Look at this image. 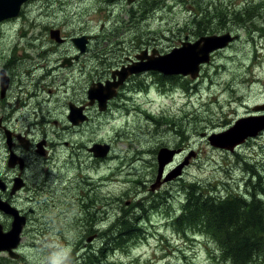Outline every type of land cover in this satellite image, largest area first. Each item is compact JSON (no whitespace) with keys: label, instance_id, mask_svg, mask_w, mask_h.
I'll list each match as a JSON object with an SVG mask.
<instances>
[{"label":"flooded vegetation","instance_id":"flooded-vegetation-1","mask_svg":"<svg viewBox=\"0 0 264 264\" xmlns=\"http://www.w3.org/2000/svg\"><path fill=\"white\" fill-rule=\"evenodd\" d=\"M88 1L99 7L96 12L102 9L98 30L96 25L83 29L78 24L81 22V11L77 12V23L72 19V7L82 10L81 7L87 6ZM254 3L264 7V0H135L131 3L127 0H25L16 16L1 20L0 199L15 208L19 216L25 217L23 231L31 227L32 236L35 234L40 237L37 233H41L40 225L48 229L61 221L57 213H49L50 208L63 206L61 215L66 217L62 219H68L69 227L78 228L81 233L76 235L70 230V235L76 237L70 236L73 242L65 234L55 243L48 241L54 248H61L58 247L59 242L64 241L63 248H77L76 252L85 256L93 249L114 246L118 226L130 218L147 237V221L155 208L166 203L169 187L174 182L166 181L171 175L170 171L187 156L183 155L187 150L185 138L175 144L180 151L167 143L157 151L156 158L155 155L151 158V151L148 150L146 155H149L147 159L150 165L134 179H130L129 175L135 172L126 170V167L133 166L140 158L139 154L144 155L145 152L143 148L134 150L129 145L117 147L115 140H129V132L124 124L130 121L133 113H142L149 121H155L154 125L160 132L167 125V115L154 116V110H146L140 99L149 101L152 89L163 100L174 97L177 89H184V85L189 90L197 89L201 79L210 76L209 69L221 68L233 58L232 47L235 42L213 51L210 61L200 65V73L196 78L183 74L168 75L142 67L152 58L166 55L182 46L183 42L193 43L201 37L230 32L238 41L241 35L232 26L231 13L237 11L235 16L239 18L244 8ZM174 8L178 9V19L175 20L177 16H174L170 21L175 20V25L167 27L165 31L154 30L152 20L158 18L157 15L169 20L166 14ZM124 14H127V19L121 17ZM21 20L28 23L29 31L24 29V24L20 25L19 31L2 30L8 24L18 26ZM258 21V25L263 28L264 18L258 17ZM200 27H203L201 32L195 30ZM253 32L258 33L260 44L264 46L261 28L257 27ZM81 44H85L84 49H81ZM257 52H254L251 66L241 60L239 67L251 74V70L257 66ZM236 56L239 57L238 54ZM136 63H140V69L125 76L123 70ZM169 76L177 82H169L166 79ZM92 87L114 95L101 103L98 98L90 96ZM227 87L230 94L235 89L231 84ZM237 96L239 100L235 103L244 104V110L239 111L234 107L232 112L235 119H227L222 124H215L207 118L206 132L229 129L242 117L264 116V91L249 102L241 94L237 93ZM190 117L192 124L202 119L194 113ZM118 118L123 119L121 126L116 123ZM170 120L175 122L173 118ZM109 123L116 128V136L100 135L99 126ZM168 129L172 135L178 132L173 128ZM196 134L188 133L194 137ZM88 138L90 141L86 142ZM95 144L107 145L105 156L95 155L92 151ZM239 144L233 149L213 148L225 154L228 164L239 163L230 165L227 178L238 183L240 189L227 192L214 190L213 193L220 199L231 196V200L242 199L248 203L256 198L264 201L261 190L264 158L259 153V150L264 149V130ZM76 148L87 150L89 164L82 161ZM161 149L168 151L164 155L167 164L159 176ZM195 149L193 155L201 160V148L195 146ZM247 150L249 153L246 157L243 151ZM114 160L122 164L113 166L111 162ZM105 164L107 168L104 170ZM189 167L176 178L181 190ZM247 172H250L252 179H247ZM120 174H124L125 179L116 181ZM105 184L117 185L115 190L109 191L111 195H99L103 192L99 187ZM59 198L62 201L57 204L55 201ZM104 200H107L105 204ZM183 203L182 199L181 206ZM144 207L149 210L145 215L142 211H135L143 210ZM43 210L45 213H42ZM181 211V207L175 209L174 213L166 211V223L175 228ZM135 215L144 218L142 224L136 221ZM13 220L11 213L5 208L0 209V224L4 231L11 229ZM16 250L21 253L20 259L25 258L21 261L26 260L22 243ZM0 254L13 258L8 251H0ZM75 261L64 257L56 264Z\"/></svg>","mask_w":264,"mask_h":264},{"label":"rangeland","instance_id":"rangeland-1","mask_svg":"<svg viewBox=\"0 0 264 264\" xmlns=\"http://www.w3.org/2000/svg\"><path fill=\"white\" fill-rule=\"evenodd\" d=\"M103 3L106 4L105 1ZM122 7L123 6H121L120 9ZM81 8L82 10H79L80 8L78 7H72L73 21L76 23L79 21L77 18V12L81 11V22L78 24L83 29H88V26L94 27L96 25L95 28L98 30V26L101 24L100 10L102 9H99L96 12V9L99 7L95 6V3L90 1H88L87 6H82ZM117 11H119V9H117ZM236 12L237 11L231 13L232 26L241 36H239L240 39L238 38V41H236V38L233 40L235 42L232 47L233 58L228 60L227 65L225 63L221 68L216 67L209 69L208 73L210 76L204 80L201 79L200 85L197 89L193 88L187 92L185 89L176 88L177 91L174 97H167L165 100H163V98L152 89L149 101L146 99H140V102H142L145 108H147L146 110H154V112H152L154 116L160 114L167 115L165 118L167 125L161 128L159 132L154 125L155 121H149L148 117L142 113H133L131 114L130 121L124 124L127 126L126 130L129 132L127 133V138L129 140L126 142L115 140L117 142V147L125 148V146L129 145V147L134 150L143 148V151L145 152L144 155L142 153L139 154L140 158L133 164V166L126 167V170H133L135 172L134 174L129 175L130 179L139 177L149 167L150 163L147 159L149 158V155H146L148 150L151 151V158H153L154 155L156 158L157 151L160 147L168 143L178 149L175 144L185 138L187 150L184 151L183 155L187 156L170 171L171 175L166 181L169 183L174 180V182L169 187L170 193L167 196L166 203L155 208L151 213L150 219L147 221V237L139 240L128 250H117L110 254L108 253V262H105L104 264H220L217 260L219 258L215 250L216 246L208 236L193 232L185 235L181 234L177 232L172 225L166 223L165 215L167 214L166 211L174 213L175 209L178 210L181 207L182 199L186 195L184 189L181 190L180 182L176 178L181 176L180 173L182 169L189 166L183 182L199 183L208 186L209 189H212V186H214L215 190H221L224 192L240 189L238 183L227 178V172L230 169V165L239 163L231 162L228 164L225 154L214 150L213 145H210L209 142L207 143L205 141V136L207 134L205 128H207L208 124L206 123L207 118L215 124H222L227 119L233 121L235 119L232 112L234 107H237L239 111H243L245 106L244 104L235 103L239 100L237 93L241 94L245 101H250L259 97L261 91H264V46L260 44L258 33L253 32L255 28H249L252 22H249L244 26L235 22L234 16ZM177 13V8L168 11L166 15L169 20L157 15L158 18L151 22L152 26H154V30L165 31L167 27L174 26L176 23L175 20L178 19ZM174 16H177L175 20L173 19L174 21H170V18H173ZM121 17L124 19L128 18L127 14H124ZM252 21L259 24L258 17H254ZM21 24H24V29H26V31L30 30L28 28V23L26 21L23 22V20L18 23V26L8 24L7 26H3L2 30L7 29L8 32L19 31ZM201 39L202 38H199L198 40ZM255 51H258L257 54L259 57L255 64L257 66L251 70L252 72L250 74L247 69L243 67L240 68L239 63L241 60H244L246 63H249V66H251V59L253 57L255 58ZM236 54H238L239 57H237ZM221 56H218V58H221ZM254 75L257 76L256 79L253 78ZM258 79L261 81L256 82ZM228 84H231V87H235L231 94L227 89ZM186 113H188V115H186ZM191 113L199 114L202 117L200 122L192 124L190 117ZM170 118H173L175 122H172ZM203 118H205V120H203ZM122 120V118H118L116 123L121 126V124H123ZM168 128L175 129L178 131L177 134H169ZM210 128H213V126H210ZM115 130L116 128L110 123L109 125L104 124L99 126L100 135L116 136ZM157 132L159 133L156 134ZM190 132H196L199 136L197 134L195 137L193 135H188ZM256 135H250L248 137ZM118 136L120 137V135ZM202 137L205 140L202 139ZM89 141L90 138H88L86 142ZM239 143L241 142H238L235 146L240 145ZM195 146L201 148V160H197L196 155H193L194 151L196 153V149L194 150ZM226 148L230 149L232 148V145L229 144ZM153 150L155 152H153ZM178 150L180 151V149ZM76 151L80 154L82 161H86V163L89 164L90 158L87 150L85 148H76ZM247 151H243V155L246 157ZM259 153L261 157L264 158V149L259 150ZM186 158H188V161H186ZM111 164L113 166L119 164L120 166L122 163H118L114 160ZM182 164L185 165L181 169H178ZM106 168L107 165L105 164L103 169L105 170ZM174 169L176 170L173 172ZM124 179V174H120L119 177L116 178V181H123ZM135 185L138 186V184ZM116 186L117 185L115 184H105L102 188L99 187V189H103V192L99 193V195H111L109 191L115 190ZM61 201L62 198H59L56 199L55 202L59 204ZM106 202L107 200L103 201L104 204ZM63 208V206H60L59 208H50L49 213H57L60 216L61 221L60 223L56 222L55 224H52L48 229L44 228L43 224L40 225L39 229H41L42 234L37 232L40 237L33 234L35 238L34 241L31 227H28L27 231H23L24 237L22 239V248L26 261H28L26 264H54L55 259L59 258L62 260L63 256H66L67 250H65V247H62L64 241H61L58 246L61 248H57L59 250L57 251L58 253L55 251L53 255L54 257L52 259L54 262L48 261V256L53 248V245H49L48 241L50 243H55L59 237H62L65 234L67 239L73 242L74 240L71 239L70 236L74 235H70V230H73L72 232L76 235L81 233L80 229L69 227L68 219H62L66 217V215H61ZM42 213H45V211L43 210ZM61 252H63V256H61Z\"/></svg>","mask_w":264,"mask_h":264},{"label":"trees","instance_id":"trees-1","mask_svg":"<svg viewBox=\"0 0 264 264\" xmlns=\"http://www.w3.org/2000/svg\"><path fill=\"white\" fill-rule=\"evenodd\" d=\"M244 9L245 11L240 14L239 18L234 16L235 22L243 25L252 22L251 27H259L264 32V27L252 21L254 17L264 18V7L254 3L248 4ZM195 30L201 32L203 27ZM166 79L172 83L177 82L170 76ZM184 87L186 91H189L188 86L184 85ZM182 186L186 196L183 198L182 211L175 224L174 229L177 232L184 235L193 232L208 236L216 246L215 250L219 258L217 260L220 264H264V201L256 198L248 203L242 199L231 200L229 198L231 196L220 199L213 193L214 186L209 189L208 186L199 183L183 182ZM261 190H263L264 197V187ZM135 211H142L145 215L149 210L144 207L143 210L135 209ZM135 216L139 219L136 218V221L142 224L144 218ZM130 219L122 221L123 224L121 222L122 225L118 226L114 246L93 249L89 254L82 256V264H104L108 262L107 254L114 249L128 250L143 236L145 237ZM76 250L77 248L71 256L76 261L70 264H81V261L76 259ZM22 259L18 260L0 254V264H26L28 262L21 261Z\"/></svg>","mask_w":264,"mask_h":264},{"label":"water","instance_id":"water-1","mask_svg":"<svg viewBox=\"0 0 264 264\" xmlns=\"http://www.w3.org/2000/svg\"><path fill=\"white\" fill-rule=\"evenodd\" d=\"M24 1L25 0H0V21L16 16L19 13L21 4ZM127 1L131 3L135 0ZM235 38L236 36H233L232 33L228 32L225 34L202 37L201 40L196 41L197 43L183 42L182 46L174 48L166 55H162L158 58H152L146 63V66L142 68L162 71L168 75L183 74L191 75L193 78H196L200 73V65L210 61L211 53L215 50L226 47L229 42L233 41ZM81 45V49H84L85 44ZM139 57L141 58V55ZM140 67V63H136L135 66L124 69L123 71L125 76L130 73L137 72ZM89 93L91 97L98 98L101 103H105L108 96L111 97L114 95L107 94L103 89H99L98 87H92ZM262 108L263 107H257L256 109ZM263 128L264 116L244 117L238 120L231 129L212 134L209 137V141L216 147L226 148L229 144L233 146L238 142L244 141V139L250 135H256ZM92 151H94L96 156L103 157L108 152V147L103 144H95ZM167 151V149H161L160 151L159 176L163 172L164 166L167 164L164 158ZM171 155H167L166 157H170ZM184 165L185 164L180 165L178 169H181ZM4 208L14 216V220L11 229L8 231H4L2 225L0 224V251H8L13 258L18 259L20 258V253L16 249L19 247L22 239L23 227L26 223L25 217L19 216L18 211L15 208L10 207L7 203L0 199V209Z\"/></svg>","mask_w":264,"mask_h":264},{"label":"bare ground","instance_id":"bare-ground-1","mask_svg":"<svg viewBox=\"0 0 264 264\" xmlns=\"http://www.w3.org/2000/svg\"><path fill=\"white\" fill-rule=\"evenodd\" d=\"M32 75V74H31ZM40 98V97H39ZM250 185V184H249Z\"/></svg>","mask_w":264,"mask_h":264}]
</instances>
